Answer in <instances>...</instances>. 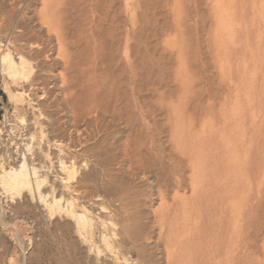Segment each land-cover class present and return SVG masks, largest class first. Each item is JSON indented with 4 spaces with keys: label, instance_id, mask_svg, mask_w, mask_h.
I'll return each instance as SVG.
<instances>
[{
    "label": "bare ground",
    "instance_id": "obj_1",
    "mask_svg": "<svg viewBox=\"0 0 264 264\" xmlns=\"http://www.w3.org/2000/svg\"><path fill=\"white\" fill-rule=\"evenodd\" d=\"M145 3L0 0V77L33 104L14 114L36 129L29 155L1 167L0 190L67 217L97 264H264V115L248 125L240 96L220 112L185 109L191 96L176 110L146 99L162 70L145 48ZM33 144L55 165L52 178L34 164ZM246 146L259 170L253 195Z\"/></svg>",
    "mask_w": 264,
    "mask_h": 264
},
{
    "label": "rangeland",
    "instance_id": "obj_2",
    "mask_svg": "<svg viewBox=\"0 0 264 264\" xmlns=\"http://www.w3.org/2000/svg\"><path fill=\"white\" fill-rule=\"evenodd\" d=\"M145 1V48L156 53L157 57H152L155 62H162H159L162 70L159 78L153 76L147 85L146 99L155 105L164 104V110L171 106L174 108L171 110H176L183 108L179 97L191 96L195 98L194 104L184 105L185 109L213 107L210 110L220 112L225 108V97L240 96V115L248 125L254 112L264 115V0ZM220 4L224 8L222 12ZM221 15L223 25L217 19ZM241 51L247 54L246 67ZM258 56L263 60L262 66L260 60L254 62ZM16 103L24 102L17 101L6 79L0 77V172L2 166L16 167L25 154L29 155L30 136L36 130L33 125L29 130L24 128L17 120ZM24 105L33 107L28 102ZM253 134L247 131L248 139ZM32 146L34 164L52 178L55 165L42 157L37 145ZM247 148L242 151L243 183L245 190L253 195V181L257 180L259 170ZM67 149H64L66 155L74 154L73 149ZM6 196L0 192V264H97L88 245L76 242L67 217L51 218L38 198L28 197L23 202ZM21 203L24 210L19 207ZM153 205L152 209L156 210L160 203Z\"/></svg>",
    "mask_w": 264,
    "mask_h": 264
}]
</instances>
